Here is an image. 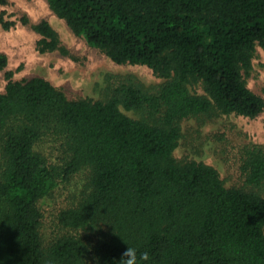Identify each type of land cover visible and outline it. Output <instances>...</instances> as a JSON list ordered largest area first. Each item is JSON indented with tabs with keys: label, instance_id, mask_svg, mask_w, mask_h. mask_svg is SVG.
<instances>
[{
	"label": "trees",
	"instance_id": "obj_1",
	"mask_svg": "<svg viewBox=\"0 0 264 264\" xmlns=\"http://www.w3.org/2000/svg\"><path fill=\"white\" fill-rule=\"evenodd\" d=\"M46 1L89 46L162 81L127 75L104 98L69 99L41 76L4 72L0 264H124L125 248L136 264H264V146H242L241 186L173 155L184 120L264 110L246 83L256 46L264 50V0ZM0 23L13 25L2 12ZM31 27L40 53L68 54L47 21ZM83 170L84 192L57 215L65 232L44 245L42 201Z\"/></svg>",
	"mask_w": 264,
	"mask_h": 264
},
{
	"label": "rangeland",
	"instance_id": "obj_2",
	"mask_svg": "<svg viewBox=\"0 0 264 264\" xmlns=\"http://www.w3.org/2000/svg\"><path fill=\"white\" fill-rule=\"evenodd\" d=\"M0 12L4 20L13 21L8 29L2 28L0 23V53L7 57L6 67L0 70V92L4 91L7 82L6 70L13 72L12 80L41 76L60 88L69 99L104 98L106 84H116L127 75H132L145 87H153L162 81L147 66L116 64L97 48L89 46L53 13L46 0H5L0 3ZM23 16L28 23L21 22ZM41 20L55 29L68 54L58 50L40 53L36 49L39 35L31 25ZM246 83L252 91L264 97V50L259 46L251 59ZM120 110L135 116L121 106ZM249 142L264 146V110L253 118L229 114L207 123H199L194 118L184 120L173 155L179 160L193 159L212 165L225 186H241V148ZM46 150L50 152L48 147ZM56 154L54 151L50 155L55 161ZM87 181L86 170L77 172L68 180L59 181L54 191L42 201L40 233L44 245L48 246L65 232L57 223V215L62 209L76 204Z\"/></svg>",
	"mask_w": 264,
	"mask_h": 264
},
{
	"label": "clouds",
	"instance_id": "obj_3",
	"mask_svg": "<svg viewBox=\"0 0 264 264\" xmlns=\"http://www.w3.org/2000/svg\"><path fill=\"white\" fill-rule=\"evenodd\" d=\"M144 260L148 259V253L144 252L141 254ZM122 256L125 257L124 264H136L137 256L134 248H125Z\"/></svg>",
	"mask_w": 264,
	"mask_h": 264
}]
</instances>
